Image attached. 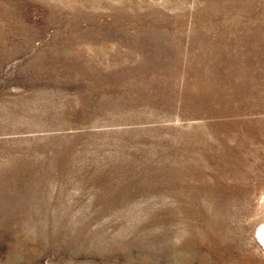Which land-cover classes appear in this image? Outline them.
I'll return each mask as SVG.
<instances>
[{
    "label": "rangeland",
    "instance_id": "1",
    "mask_svg": "<svg viewBox=\"0 0 264 264\" xmlns=\"http://www.w3.org/2000/svg\"><path fill=\"white\" fill-rule=\"evenodd\" d=\"M260 222L264 0H0V264H264Z\"/></svg>",
    "mask_w": 264,
    "mask_h": 264
},
{
    "label": "bare ground",
    "instance_id": "2",
    "mask_svg": "<svg viewBox=\"0 0 264 264\" xmlns=\"http://www.w3.org/2000/svg\"><path fill=\"white\" fill-rule=\"evenodd\" d=\"M256 236L264 246V222H260V224L257 226Z\"/></svg>",
    "mask_w": 264,
    "mask_h": 264
}]
</instances>
